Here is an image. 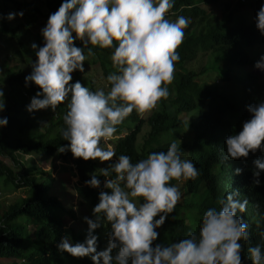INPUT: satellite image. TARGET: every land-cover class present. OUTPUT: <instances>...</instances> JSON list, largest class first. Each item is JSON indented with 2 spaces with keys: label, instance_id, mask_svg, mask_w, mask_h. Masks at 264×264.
<instances>
[{
  "label": "trees",
  "instance_id": "1",
  "mask_svg": "<svg viewBox=\"0 0 264 264\" xmlns=\"http://www.w3.org/2000/svg\"><path fill=\"white\" fill-rule=\"evenodd\" d=\"M37 1L40 4L26 0H1L0 3V36L18 44L16 58L26 63L25 67L8 69L5 73L7 105L0 117L6 116L8 123L0 129V183L24 189L26 196L0 212V264L9 261L12 264H92L89 257L75 258L56 248L66 235L73 243L83 242L88 233L85 218L95 219L92 209L99 202V193L105 190L104 178L99 177L100 188L88 187L85 181L90 179L91 173L114 163L121 154L135 163L150 152L166 151L173 140L183 152V158L193 161L199 174L195 179L170 181L176 186L179 182L185 185V191H181L185 192L187 200L177 202L157 229L153 245L170 244L189 233H198L203 213L211 207L219 209L220 201L228 193L238 191L236 198L248 201L245 211L238 213L248 224L249 234L247 241L240 242L241 261L251 264L247 249L260 245L264 251V238L261 237L264 233V172L259 176V185L253 183L252 176L256 170L253 161L264 158V153L257 150L254 154L250 152L246 159L223 161L222 150L226 137L238 133L243 122L250 119L247 106L264 101L263 77L247 69L259 60L254 50L264 48V36L256 29L255 19L251 23L244 18L235 20V10L230 11L229 4L219 17L202 6L217 0H175L166 17L174 20L182 15L190 18V24L176 50L180 59L175 63L173 80L167 85L169 96L158 101L148 117L134 110L116 126L112 141L116 157L111 161H83L73 158L70 152L57 151L59 146L67 144L61 137L67 101L55 111H26L31 97L39 91L33 84L25 87V76L30 74V64L36 57L30 43L20 37L22 25L14 26L3 17L13 9L25 8L33 12L32 22L37 23L41 18L46 24L49 15L62 3V0ZM262 3L264 0L248 3L254 18ZM74 45L82 47L75 39ZM41 46L43 38L39 35L37 47ZM93 51L95 55L86 60L100 69L109 88L106 78L116 72L110 60L112 49L95 47ZM210 72L217 75L224 88L201 82ZM71 76L70 84L79 81L92 91L100 89L86 74L74 71ZM42 123L47 125L41 128ZM146 127L143 141L139 142ZM36 158L59 161L76 172V196L80 207H87L86 214L73 210L65 192L70 187L69 182L49 177L35 164ZM3 159H9L12 165L8 166ZM237 168L242 170L239 175L234 172ZM79 221L83 222V228L69 225ZM30 226L34 228L33 234ZM107 227L101 225L93 230L97 251L107 246Z\"/></svg>",
  "mask_w": 264,
  "mask_h": 264
},
{
  "label": "clouds",
  "instance_id": "2",
  "mask_svg": "<svg viewBox=\"0 0 264 264\" xmlns=\"http://www.w3.org/2000/svg\"><path fill=\"white\" fill-rule=\"evenodd\" d=\"M175 0H62L40 30L43 46L32 43L35 62L25 76V87L33 84L39 91L31 97L26 111H55L65 104L61 137L67 144L59 153L70 152L83 161H111L114 149L106 142L116 126L134 110L138 114L167 99V85L173 80L176 51L190 18L166 17ZM23 12L8 13L12 21ZM255 27L264 36V3L255 16ZM75 34V35H73ZM74 39L82 47L74 45ZM91 46V47H90ZM112 49L110 60L116 72L107 76V91L90 90L79 81L69 83L74 71L84 72V62L94 56L93 48ZM87 49V54H85ZM264 71V55L254 64ZM70 97V98H69ZM5 109L0 87V113ZM250 119L241 130L225 139L223 161L246 159L249 153H264V101L247 106ZM8 118L0 117V128ZM47 123H42V127ZM253 183L260 184L264 158L253 161ZM241 169L234 170L236 175ZM98 173V174H97ZM198 169L175 140L166 151L150 152L146 158L131 162L121 154L114 163L90 174L86 186L103 188L93 207L94 220L85 218L88 233L83 242L73 243L66 235L56 245L60 253L75 258L89 257L92 264H242L241 241L249 238L248 224L238 213L245 211L247 200L232 191L220 201L221 207L208 208L202 215L198 233L170 244H155L159 229L181 199L182 193L170 181L195 179ZM75 210V209H73ZM158 217V218H156ZM107 225V246L97 251L93 230ZM2 226V225H0ZM264 238V233L261 234ZM251 264H264L260 245L247 249ZM114 253V254H113Z\"/></svg>",
  "mask_w": 264,
  "mask_h": 264
},
{
  "label": "rangeland",
  "instance_id": "3",
  "mask_svg": "<svg viewBox=\"0 0 264 264\" xmlns=\"http://www.w3.org/2000/svg\"><path fill=\"white\" fill-rule=\"evenodd\" d=\"M25 1V0H21ZM26 1H32L34 3L40 4L39 1L35 2V0H26ZM252 0H217L216 3H206L203 6L205 10L208 12L214 14L215 16L219 17L222 15L224 11V7L226 4L230 5V11L235 10V20L236 18H244L247 23H251L255 18L253 17L249 4ZM1 3V0H0ZM241 3V5H238ZM23 12L22 17L14 18L11 23L16 25H22L21 31L19 32L20 37L24 39V41H27L30 43V45L34 42L37 45V36L40 35V30L42 27L45 26V22L40 18L38 22H32L33 12L29 9L22 8L20 10L13 9L12 13L15 12ZM170 19V18H169ZM19 47L18 44L15 41L10 40L8 37L0 36V87L3 88L4 92V100L5 105H7L5 96L7 95V86L5 84V73L8 69H16L19 67H25L26 63L25 61H22L17 57ZM256 53L258 54L256 59H260V55L264 54V48H258L255 49ZM249 71H252L254 73L260 74L264 80V71L254 68L253 66H250L247 68ZM83 74H86L88 79L93 80L96 85H98V88L103 89L104 91L108 90V87L105 83V81L102 78V73L99 68H95L91 65L90 60H85L84 62V72ZM201 82H209L210 84L218 85L219 87H225V85L218 80L217 75L214 72H210L207 75H205L203 78H201ZM104 86V87H103ZM51 111V110H50ZM151 110L143 113V117L146 118L149 115V112ZM1 129V128H0ZM148 127L144 129V132L141 134L139 138V142L143 141V135L147 132ZM114 140V137L111 138L106 142L107 145H110L112 148V141ZM27 159V158H26ZM3 161L8 165H12V162L9 159H3ZM35 164L49 177L52 179H56L57 181L61 179H64V181L69 182V189L65 190L67 197L70 198V204L75 209L74 211L77 213H80L81 215L86 214L85 209L87 207L82 206L80 207V201L77 199V194L75 191V186L77 183V177L76 172L67 165L62 164L61 162H51L47 158H36ZM179 190L183 189L185 191V185L182 182L178 183ZM104 191H108L105 189ZM181 191L182 197L178 201L179 203H182L184 200H187L185 197V192ZM25 190L24 189H15L11 186H4L2 183H0V212L3 211L4 208H7V206H10L14 204L18 199L25 197ZM70 226L75 227V229L83 228V222H71L69 223ZM34 228L33 226H30V233L33 234ZM5 262V261H4ZM6 264H12V261L5 262ZM16 264H19L16 262Z\"/></svg>",
  "mask_w": 264,
  "mask_h": 264
}]
</instances>
